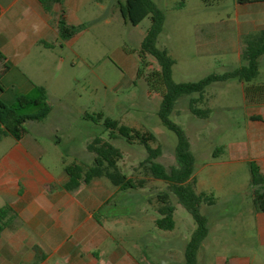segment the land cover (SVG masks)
<instances>
[{
    "label": "rangeland",
    "instance_id": "374dc122",
    "mask_svg": "<svg viewBox=\"0 0 264 264\" xmlns=\"http://www.w3.org/2000/svg\"><path fill=\"white\" fill-rule=\"evenodd\" d=\"M118 1L105 0L104 8L92 2L81 4L77 11L78 20L83 22L81 29L73 38L59 39L55 44L56 62L47 64L51 76L44 80L53 108L47 129L54 138H60L55 147L62 152L65 164H91L93 154L86 146L96 135L117 146L122 151L119 168L134 179L144 178L145 185L128 189L123 198L116 195L111 207L115 222L122 218L121 224L130 239L140 243L153 258L148 264H183L181 244L190 239L195 229L192 215L171 193L174 227L164 230L156 226L159 214L155 205L162 204L157 195L167 190V183L139 166V161L147 155L143 145L128 144L121 137L109 139V131L103 125V120L110 118L152 133L155 139L149 145L161 148L155 160L167 169L176 164L177 137L161 123L157 114L161 92L151 90L146 81L159 65L153 56L148 54L144 58L140 52L151 18L146 16L131 25L121 16ZM152 1L164 13L156 45L166 49L174 59L172 78L175 82L196 81L209 73H222L239 65L234 48L241 14H237L235 0H215L210 5L202 0ZM49 36L52 38L51 34ZM261 66L263 70L254 81L264 80V62ZM225 83L208 86L204 93L207 101L205 98L194 105L201 109L213 108L209 119L192 114L189 108V100L197 97V93L181 95L169 115L189 138L195 155L193 173L201 186L205 177L202 164L212 158L208 157V151L213 152L220 146L222 134L230 133L233 126H229V122L242 119L240 90ZM99 113L101 118L96 116ZM221 118L223 121L219 123ZM43 125L46 128V120ZM26 128L31 135L37 134L34 126L26 123ZM40 134L46 147V133ZM205 193L213 196L217 204L200 203V212L208 220V233L196 253V264H264V242L254 227L249 192L241 189L231 195L230 190Z\"/></svg>",
    "mask_w": 264,
    "mask_h": 264
},
{
    "label": "crops",
    "instance_id": "0c3cea01",
    "mask_svg": "<svg viewBox=\"0 0 264 264\" xmlns=\"http://www.w3.org/2000/svg\"><path fill=\"white\" fill-rule=\"evenodd\" d=\"M104 1L63 0L54 3L51 12H46L38 0H0V51L9 64L0 79V100L12 104L19 94L30 93L35 85L47 89L44 80L51 76V69L46 66L56 62L53 49L61 39L60 16L69 25H82L77 18L81 4L92 2L104 8ZM235 2L237 14H241L234 48L240 65L243 63L241 37L264 27V0ZM40 41L52 46H44ZM48 50L50 53H46ZM263 62L260 58L258 75L263 70ZM253 79L224 81L240 90L242 119L229 122L233 126L230 133L222 134L220 146L213 152L208 151V157L212 158L202 164L205 174L202 186L194 173L193 177L196 192L230 190L231 195L241 189L248 191L253 201L254 227L264 242V211L256 209L254 204L250 174V163H255L264 176V80ZM208 108L211 113L213 108ZM52 112L51 106L44 119L27 122L28 126H34L35 135L29 130L19 140L0 135V207L10 205L15 212L14 219L0 233V264L150 263L153 258L140 243L130 239L121 224L122 218L115 222L111 208L116 195L123 198L128 189L135 188L120 189L106 177L81 182L74 190L65 188L66 164L62 152L55 147L60 138H54L47 129ZM210 113L203 119H209ZM222 121L221 118L219 123ZM40 133H46V147ZM259 190L264 191V183ZM216 204L214 200L207 206ZM157 208L155 205L156 211ZM187 241L182 242L181 251Z\"/></svg>",
    "mask_w": 264,
    "mask_h": 264
},
{
    "label": "trees",
    "instance_id": "16d2710c",
    "mask_svg": "<svg viewBox=\"0 0 264 264\" xmlns=\"http://www.w3.org/2000/svg\"><path fill=\"white\" fill-rule=\"evenodd\" d=\"M46 12L52 11L54 3H61L63 0H38ZM215 0H202L205 5H210ZM238 3H248L253 0H236ZM118 8L124 21L131 25L138 24L146 16H150L151 23L141 42V55L154 57L159 65L150 75L146 77L147 84L153 91L161 92V101L158 109V116L161 123L173 131L177 137L174 147L176 164L168 169L155 159L161 154V148L151 147L149 142L155 139L150 132H143L136 128L121 124L119 121L105 118L103 125L108 130V138L121 137L128 144L138 143L143 145L147 155L139 161L152 177L164 180L167 183V190L158 193L157 212L159 216L155 219L158 228L170 230L174 227L173 210L170 202V195L173 193L176 200L192 215L195 222V229L184 249V263L196 264V253L202 241L208 233V220L200 212L199 206L203 201L206 205L214 203L213 196L203 192H196L195 179L193 177L195 155L190 149L189 138L185 130L175 122L169 115L174 108L176 100L183 94L197 93V97L189 100V108L192 114L200 117H207L210 109H201L194 105L204 99L206 88L214 82H224L230 79L250 81L255 78L259 71V60L264 55V27L247 33L241 37L242 64L222 73H209L196 81L175 82L172 78V66L174 59L164 48L156 45V40L163 28L164 13L152 0H119ZM82 25H69L63 15L58 20V31L60 38L68 39L81 29ZM44 46H52L46 41H40ZM144 65V62H143ZM9 69L4 54L0 51V79ZM140 71V70H139ZM151 76V77H149ZM2 88L0 83V89ZM51 105L48 99L46 88L42 85H35L30 93L19 94L12 104L0 100V135H10L15 140L21 139L26 133L28 121H39L44 119L50 112ZM90 117L91 115H87ZM101 118L102 114H96ZM258 119L259 116H252ZM86 149L93 154L92 163L81 165L78 163L64 165L68 176L64 186L68 190H74L81 182H89L95 177H106L110 182L120 189L142 187L145 179H134L123 172L118 161L122 158V151L110 140L100 135L93 137ZM251 184L254 187V204L256 209L264 211V191L259 187L264 183V176L255 163H250ZM15 212L10 205L0 207V233L14 219Z\"/></svg>",
    "mask_w": 264,
    "mask_h": 264
}]
</instances>
